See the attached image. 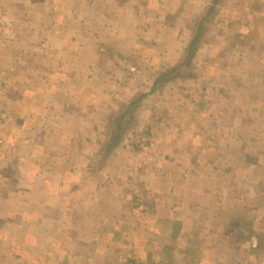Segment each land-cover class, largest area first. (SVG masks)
<instances>
[{"label":"crops","instance_id":"obj_1","mask_svg":"<svg viewBox=\"0 0 264 264\" xmlns=\"http://www.w3.org/2000/svg\"><path fill=\"white\" fill-rule=\"evenodd\" d=\"M211 1L0 0V225L27 223L43 242L60 238L53 233L46 238L49 227L60 223L71 239L74 216L62 213L73 209L68 208L72 195L80 192L87 205L79 207L96 208L102 224L106 208L113 209L119 199L114 182L121 178L119 188L132 190L127 186L143 166L149 182L146 188L136 184L135 199L144 191L153 195L154 206L162 204L166 211L165 222L178 225L181 236L193 232L212 249L215 264L221 255L229 264H259L257 258L264 257V124L252 131L257 138L249 137L251 131L242 137L237 154L235 129L244 134L248 128L234 118L205 129L168 124L174 110L167 104L175 103L169 80L149 96L135 133H128L138 139L150 127L155 147L138 153L124 139L102 166L97 164L106 118L140 90H150L158 72L177 63L194 31L189 19L200 17ZM235 1L240 0L221 3L228 17H236L230 9ZM223 20V25L230 21ZM187 126L193 130L186 131ZM81 191L90 192L91 199ZM190 224L198 229L190 231ZM242 225L251 236L236 240ZM89 239L94 240L90 232ZM222 239L227 242L222 247L235 242V250L219 251Z\"/></svg>","mask_w":264,"mask_h":264},{"label":"rangeland","instance_id":"obj_2","mask_svg":"<svg viewBox=\"0 0 264 264\" xmlns=\"http://www.w3.org/2000/svg\"><path fill=\"white\" fill-rule=\"evenodd\" d=\"M233 4L230 9L232 12L234 9L236 17L232 15L228 17L227 9L219 4L215 16L217 23L206 35L205 41L198 50L194 69L201 80L198 81L196 77L170 79L168 89L175 103L168 101L167 105L173 107L174 113L167 123L199 124L196 127L203 124L202 128L205 129V126L209 127L210 124H231L229 119L234 118L237 121L235 124H244L248 128L244 130V134L243 129H235L234 137L236 135L240 140V143L237 140L235 144L237 154L242 150V137H248L246 134L248 131H251L249 137H255L252 131H259L258 126L264 124V0H240ZM206 8L205 4L203 13ZM201 16L189 19L191 28L194 25L195 29ZM223 19L230 21L223 25ZM192 33H189L190 38ZM187 36L188 34L186 38ZM222 107L225 109L222 110ZM162 115L164 118L165 112ZM136 128L128 133H135ZM189 129L187 126L186 131L193 130ZM145 131L139 136L136 135L138 139L135 138L136 136L132 139L130 134L126 137L129 147L137 150L138 153H143L138 140L147 133ZM152 132L157 140L155 131ZM255 142L257 140H253L252 143ZM252 143H248L250 147L254 146ZM254 155L255 153H252V158ZM142 167L140 166V170L136 171L137 178L134 184L127 186L134 191L136 184L146 188L149 182ZM119 180L121 184L114 182V185L121 190L119 194L114 193L119 196L117 197L119 199L115 200L117 205H114L113 209L107 207L105 210V206L102 208L103 211L105 210L102 224L98 223V211L93 212V209L97 210L96 208L92 206L87 212L86 209L79 207L87 205L84 204L80 192L72 195L75 198L69 201L68 208L73 209L67 214L66 211L62 213L63 218H67L66 215L74 216L71 228L75 236L71 239H66L62 234L60 228L63 226L60 223L52 225L53 228L50 226L51 232L47 231L46 237L49 240L53 233L60 238L56 241L43 242L29 232L31 229L34 230V226H26L27 223L22 227L15 226L12 221L9 225H0V264H215L216 259L214 260L212 249H208L195 239L193 232H186L189 237L186 234L181 236L182 231L178 225L165 222L166 211L162 204L160 207L154 206L153 195L144 191L140 200L135 199L131 189L130 191L127 188H119L123 185L121 178ZM81 192L87 199H91L90 192ZM29 195L31 198L34 197L33 193ZM27 212L32 213L30 209H27ZM56 212L59 214V210ZM84 219H87L85 223L87 228L84 227ZM2 228L6 229V232L9 228L12 234L2 233ZM20 228L23 229L22 232L18 231L19 233L16 234L17 229ZM188 228L190 231L198 229L195 224H190ZM220 228L223 230L224 226ZM26 230L29 233L25 232ZM238 230L240 232L236 240L238 236L241 237L239 239L245 235L251 236L250 229L245 225ZM89 232L94 240L89 239ZM223 240H220L218 249L225 254L228 250L230 254L237 245L234 244L235 242H229L230 247L226 249L225 246H221L222 242L227 243ZM226 258L227 255H221L219 264H229ZM257 261L259 264H264V257L257 258Z\"/></svg>","mask_w":264,"mask_h":264},{"label":"trees","instance_id":"obj_3","mask_svg":"<svg viewBox=\"0 0 264 264\" xmlns=\"http://www.w3.org/2000/svg\"><path fill=\"white\" fill-rule=\"evenodd\" d=\"M222 1L223 0L211 1V4L198 21L197 26L192 33L190 42L184 49V53L181 55L177 63L159 71L150 90H140L133 97L129 98L121 109L114 111L106 118V140L99 152L100 157L97 163L98 165L102 166L114 149L126 139L128 132L138 126L139 116L146 101L151 94L155 93L159 87H162V84L165 85L170 79L174 78L185 79L187 77H197L194 69V60L197 56L198 50L205 41L206 35L217 23L215 22V16L218 12L219 4H221ZM145 132L149 134L151 132L150 127H147ZM97 164L94 165V168Z\"/></svg>","mask_w":264,"mask_h":264},{"label":"built area","instance_id":"obj_4","mask_svg":"<svg viewBox=\"0 0 264 264\" xmlns=\"http://www.w3.org/2000/svg\"><path fill=\"white\" fill-rule=\"evenodd\" d=\"M138 141L141 143V149L143 153L144 152L147 153L156 145V138L152 131L149 134L147 133L143 134V136Z\"/></svg>","mask_w":264,"mask_h":264}]
</instances>
